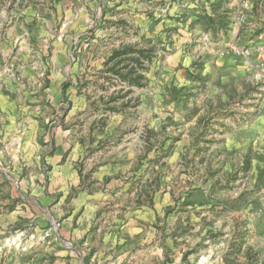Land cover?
Segmentation results:
<instances>
[{"label":"rangeland","instance_id":"obj_1","mask_svg":"<svg viewBox=\"0 0 264 264\" xmlns=\"http://www.w3.org/2000/svg\"><path fill=\"white\" fill-rule=\"evenodd\" d=\"M261 51L264 0H0V264H264Z\"/></svg>","mask_w":264,"mask_h":264},{"label":"crops","instance_id":"obj_2","mask_svg":"<svg viewBox=\"0 0 264 264\" xmlns=\"http://www.w3.org/2000/svg\"><path fill=\"white\" fill-rule=\"evenodd\" d=\"M262 52L264 51L257 55V60L264 68V53L262 54ZM244 133L246 134L243 136L235 134L234 137L226 141L225 145L229 149H238L240 152L252 148V150H255V155H261L264 158V97L259 104L258 113L249 128H245Z\"/></svg>","mask_w":264,"mask_h":264},{"label":"trees","instance_id":"obj_3","mask_svg":"<svg viewBox=\"0 0 264 264\" xmlns=\"http://www.w3.org/2000/svg\"><path fill=\"white\" fill-rule=\"evenodd\" d=\"M204 19L208 22V23H210L211 25H214L215 23H216V21H215V19L214 18H210V17H208V16H205L204 17ZM221 22H222V20H220V19H217V23H218V25L219 24H221ZM134 54H135V52H134ZM120 55V53H117V52H113V54H112V59H111V61L114 59V57H117V56H119ZM152 57V52H149L148 53V58L147 59H150ZM137 62V59H133V62ZM127 69V66H125V67H123V68H121V69H117V65H113L112 67H111V69H110V71L111 72H113L115 75H117L120 79H122L125 83L127 82V84H129L130 86L132 85V86H139V83H138V75L136 74V69H133V68H129L127 71L128 72H126V73H124V72H122V71H124V70H126ZM109 71V72H110ZM67 85L65 84V85H63L62 86V90L63 91H66V89H67Z\"/></svg>","mask_w":264,"mask_h":264}]
</instances>
